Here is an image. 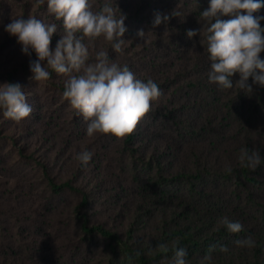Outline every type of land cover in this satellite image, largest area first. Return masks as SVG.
Segmentation results:
<instances>
[{"label":"trees","instance_id":"16d2710c","mask_svg":"<svg viewBox=\"0 0 264 264\" xmlns=\"http://www.w3.org/2000/svg\"><path fill=\"white\" fill-rule=\"evenodd\" d=\"M105 2L90 0L92 10ZM111 3L117 17L126 16V43L116 52L101 37L90 60L106 50L162 92L123 140L89 137V121L63 97L67 77L49 69L50 79L34 81L35 52L24 54L5 31L17 18L55 23L54 51L63 26L47 0H0V86L20 84L32 107L20 122L0 110V264H172L178 247L188 264H264V87L242 91L238 73L229 90L209 82L211 61L199 31L210 0ZM156 11L169 16L166 24L153 26ZM254 15L264 16V8ZM190 29L198 34L188 38ZM62 130L67 135L59 140ZM9 144L29 169L17 171ZM242 149L260 153L255 170L241 162ZM84 150L93 154L86 165L77 159ZM224 217L242 231L229 232ZM249 236L254 247L235 243Z\"/></svg>","mask_w":264,"mask_h":264},{"label":"clouds","instance_id":"9594fccd","mask_svg":"<svg viewBox=\"0 0 264 264\" xmlns=\"http://www.w3.org/2000/svg\"><path fill=\"white\" fill-rule=\"evenodd\" d=\"M43 2L38 0V3ZM92 7L90 0H47L48 12L57 21H62L63 26L54 51L50 44L57 33L55 23L45 24L34 16L17 18L6 26L5 31L17 38L24 54L35 52L37 59L30 61L34 81H47L51 72L67 77L63 97L89 121L86 130L89 137L102 134L123 140L133 133L149 113L151 103L158 100L162 92L151 79L147 82L138 79L127 65L121 67L110 60L106 50L98 51L95 60H90V48L99 38L103 37L114 51L120 52L126 43L123 37L127 32L126 16L120 12L117 17L118 7H114L111 0H106L99 11H93ZM261 8H264V0H210L208 8L200 13L203 23L199 35H204L211 61L209 82L220 90L232 89V77L237 73L240 79L235 85H239L242 91L252 94L253 84L264 87V59L260 55L264 52V28L261 27L264 16L254 15ZM172 15L180 13L173 11ZM153 16L154 27L169 20L167 14L159 11ZM222 16L230 19L223 20ZM143 34L142 30L138 32V36ZM197 34V30L187 31L188 38ZM44 61H47L46 66L42 64ZM26 98L18 83L0 86V110L15 122L23 121L32 113ZM92 155L84 150L77 159L86 165ZM240 159L253 170L261 164V155L255 150L242 149ZM220 223L231 233L242 231L241 223L232 222L227 217ZM235 243L239 247L255 246L251 236ZM159 247L167 248L163 244ZM220 251L227 252L228 249L222 246ZM186 257V249L178 247L172 264H188ZM204 260H211V256H205Z\"/></svg>","mask_w":264,"mask_h":264},{"label":"rangeland","instance_id":"374dc122","mask_svg":"<svg viewBox=\"0 0 264 264\" xmlns=\"http://www.w3.org/2000/svg\"><path fill=\"white\" fill-rule=\"evenodd\" d=\"M0 27H1V23H0ZM66 135H67V133H66V131H61V132H59L58 133V136H57V138L59 139V140H61V139H63V138H65L66 137ZM76 144H78V142L76 143V142H74V145H76ZM10 145V144H9ZM73 145V146H74ZM11 146V145H10ZM11 150V151H10ZM10 152H12V158H14V164H19L20 163V165L18 166V170L17 171H19L20 169H23V168H26V169H29V167L31 166L28 162H26V161H21V157H20V155H19V148L18 147H16V148H14L13 146H11V148H10ZM17 166H14V168L15 169H17L16 168ZM14 170V169H13ZM16 171V172H17ZM15 174H17V173H15ZM16 176H18V175H16ZM35 203V199H32V201H31V206L33 205ZM29 205H30V202H29Z\"/></svg>","mask_w":264,"mask_h":264}]
</instances>
